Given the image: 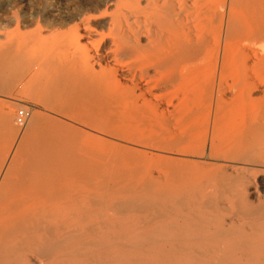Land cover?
I'll return each mask as SVG.
<instances>
[{"label":"bare ground","instance_id":"bare-ground-1","mask_svg":"<svg viewBox=\"0 0 264 264\" xmlns=\"http://www.w3.org/2000/svg\"><path fill=\"white\" fill-rule=\"evenodd\" d=\"M36 15L30 32L17 15L16 33L0 26V85L29 77L59 114L134 132L110 154L76 150L64 122L35 114L22 167L47 172L24 196L1 180L0 264H264V0H70ZM168 120L182 132L138 135ZM42 126L56 136L28 142ZM116 157L132 168L104 171Z\"/></svg>","mask_w":264,"mask_h":264},{"label":"rangeland","instance_id":"rangeland-1","mask_svg":"<svg viewBox=\"0 0 264 264\" xmlns=\"http://www.w3.org/2000/svg\"><path fill=\"white\" fill-rule=\"evenodd\" d=\"M69 2L70 0H0V26L9 33L13 32V30L14 33H16L17 31H15V29H18V25L16 24L17 22L15 18L17 15L19 20H22L23 18L25 20V23L23 25L20 24L19 26L20 31H33L38 27V15H36L38 12L45 7H47V9L52 7H64ZM40 25H43V23L40 22ZM67 28V25H57L56 28L52 29L53 31L51 30L48 33V45L50 44V47L48 48L55 45L60 34L66 31ZM54 29L58 30L55 32ZM3 75L4 77L1 82L6 83L11 79L13 80V84L8 88H4L0 85V182L4 176L7 175L9 181L3 188L4 192H1L6 196L17 191L23 196L31 194L35 192V190L37 191L39 188L37 182L42 180L43 177H45L44 174L47 172L45 167H40L39 162H33L27 169H23L22 167L23 160L27 156V153L21 150V145L27 140L26 132L31 127V119L37 113L44 117L47 116L53 120L56 119L64 122L69 127L65 128L71 132L68 134L69 136L66 137L71 139L68 141V146L76 150L80 147H86L103 154H110L118 149L119 144L122 143L120 139L124 136V133H127L129 136L133 135V126L114 122L72 120L69 117L54 111L52 108L53 106L39 96L36 90L27 88L28 86H25V82L26 80L28 81L29 77L23 78L21 75H18L16 78L13 76V79L12 75H9V72L4 73ZM23 107H26L31 111V118L26 126L21 129L15 123V115L17 111ZM3 111L9 114L7 120L4 121L5 123L1 116ZM175 123L174 120H168L166 124L165 122L162 124L154 123L155 125L145 124V127H141L138 135L142 136L143 139H145L144 141H146L147 138L151 139V144L153 143L154 145V143L157 144L160 142L162 136L163 140L164 137L167 138L168 134L172 133L173 135V133L180 134L182 132L180 128L181 126H178L177 123V128H179L177 129L174 127L176 126ZM42 127L43 128L41 129L39 127L38 130L30 136L28 142H34L40 137H45L47 136V133L49 138L54 137L55 133L53 132L52 127H48V129H46V126ZM45 131L47 133H45ZM75 134L77 137H73ZM151 137L155 139H152ZM30 154L32 153H29L28 155ZM13 159L17 161V164H11V160ZM130 168H132L130 157H116L105 162L104 171H123ZM20 181H25V183L21 184L19 183ZM59 182L62 181L59 180ZM59 182L51 183L49 187L62 186L63 184H60Z\"/></svg>","mask_w":264,"mask_h":264},{"label":"built area","instance_id":"built-area-1","mask_svg":"<svg viewBox=\"0 0 264 264\" xmlns=\"http://www.w3.org/2000/svg\"><path fill=\"white\" fill-rule=\"evenodd\" d=\"M30 116H31V111L30 110H27V109H24V108H20L17 111V114H16V122L19 125H24L28 121Z\"/></svg>","mask_w":264,"mask_h":264}]
</instances>
